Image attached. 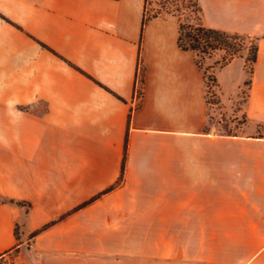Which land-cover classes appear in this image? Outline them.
Segmentation results:
<instances>
[{"label":"crops","instance_id":"crops-1","mask_svg":"<svg viewBox=\"0 0 264 264\" xmlns=\"http://www.w3.org/2000/svg\"><path fill=\"white\" fill-rule=\"evenodd\" d=\"M199 3L258 38L248 134L210 125L203 71L174 19L142 30L144 0H0V260L264 264V0ZM244 64L211 68L221 104Z\"/></svg>","mask_w":264,"mask_h":264},{"label":"trees","instance_id":"trees-1","mask_svg":"<svg viewBox=\"0 0 264 264\" xmlns=\"http://www.w3.org/2000/svg\"><path fill=\"white\" fill-rule=\"evenodd\" d=\"M153 6H156V8ZM202 14L203 10L199 0H144L142 30L144 26L153 19H174L178 24V35L176 41L178 48L181 51L191 53L194 56L195 64L203 71L204 77L208 71L203 67L205 61L207 59H211L216 53L221 52L224 55L222 56L221 61L217 62L216 67L219 68H223L235 58L244 59L245 70L249 76L245 81V85L249 88L251 81L250 77L253 73L254 65L258 56V38L207 27L201 22ZM39 44L44 49L57 56V54L45 44ZM65 62L72 68L80 71L72 63L68 61ZM211 76L212 80L216 82L215 76ZM125 157L126 151L124 154V158ZM122 180L123 175L121 173L117 183L105 190L102 194H105L118 187ZM102 194L93 197L91 200L82 204L77 209L92 203ZM10 202L15 203L16 205L25 204L24 202ZM54 223L55 222H51L43 226L41 229L34 231L30 237L32 238L37 236L39 233L46 230ZM16 235L18 236L17 230Z\"/></svg>","mask_w":264,"mask_h":264},{"label":"rangeland","instance_id":"rangeland-1","mask_svg":"<svg viewBox=\"0 0 264 264\" xmlns=\"http://www.w3.org/2000/svg\"><path fill=\"white\" fill-rule=\"evenodd\" d=\"M153 7L156 8V6ZM201 22L207 27L214 26V21L211 17L205 16L204 13L202 14ZM223 55L224 54L221 52L216 53L211 59H207L203 66L208 70L204 77L207 102L211 104V109H214V112L211 115L210 125L215 129L217 134L220 135H245L248 134V132H246L244 128L246 120L242 113V105L248 94V87L244 84L238 91H236L235 89L232 90V87L228 84L226 85L225 83H222V92L226 91V97L224 103L221 104V90L219 84L217 81L214 82L212 80L211 75H214V70H211V68H219L216 67V65L217 62L221 61ZM234 65L239 64L236 63ZM254 133L262 134L264 136V125L257 126ZM16 254L17 252H13L12 254L7 255L0 260V264H16Z\"/></svg>","mask_w":264,"mask_h":264},{"label":"built area","instance_id":"built-area-1","mask_svg":"<svg viewBox=\"0 0 264 264\" xmlns=\"http://www.w3.org/2000/svg\"><path fill=\"white\" fill-rule=\"evenodd\" d=\"M137 95L139 96V91L137 92Z\"/></svg>","mask_w":264,"mask_h":264}]
</instances>
